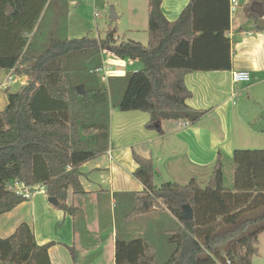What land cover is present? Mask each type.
<instances>
[{
  "label": "trees",
  "instance_id": "obj_1",
  "mask_svg": "<svg viewBox=\"0 0 264 264\" xmlns=\"http://www.w3.org/2000/svg\"><path fill=\"white\" fill-rule=\"evenodd\" d=\"M148 2L147 33L157 36L155 46L119 42L117 29H108L101 39H69L68 0H0V71L14 69L28 78L17 92L7 95L0 112V217L27 201L6 189L15 180L30 187L44 184L46 195L58 200L57 207L75 216L78 209L67 204L69 191L87 195L79 168L108 152L110 114L122 109L129 92L136 99L139 89L145 97L142 110L151 115L147 127L161 134L163 121L191 125L206 114L185 104L192 93L181 77L171 84L164 82L162 64L186 39V72L232 70V41L227 36L230 0H189L173 22L162 11L163 0ZM254 2L261 3L264 12V0H249L245 14L255 31L264 33L251 11ZM103 51L120 60L138 61L142 69L110 78L104 86L90 73L102 65ZM78 86L84 87L82 94ZM132 156L138 165L134 177L145 190L134 195L126 219L166 210L178 221L168 240L173 251L163 264H252L264 234V150H235L231 188L224 184L221 157L202 188L196 179L186 185L167 182L156 187L153 159L136 150ZM187 207L193 210V220L183 219ZM52 245L39 246L23 223L11 237H0V264H51ZM70 252L76 262V249ZM114 259L115 264H156V249L142 238H117Z\"/></svg>",
  "mask_w": 264,
  "mask_h": 264
},
{
  "label": "crops",
  "instance_id": "obj_2",
  "mask_svg": "<svg viewBox=\"0 0 264 264\" xmlns=\"http://www.w3.org/2000/svg\"><path fill=\"white\" fill-rule=\"evenodd\" d=\"M148 3V0H68L67 36L76 39L88 31L92 32L82 17V14L88 16V10L91 13L89 18L94 16L92 28L97 31L94 38H104L107 30L116 25L118 40L121 26L123 37L128 40L155 46L158 38L147 33ZM188 3L189 0H163L162 11L173 22ZM248 3L249 0L243 5L239 2V7L243 6L241 13L230 15L227 36L232 41V70L186 72L189 68L186 39L173 47L162 64L164 82L171 84L181 77L192 93L185 104L192 109L206 111L197 123L182 127L178 123L163 121L164 134L157 129H149L147 124L151 115L142 110L145 97L139 89H135L136 99L129 92L122 109H113L110 114L108 152L79 168L80 184L87 195L74 194L72 189L69 191L67 204L76 207L77 214L66 213L57 207L58 200L54 204L49 201L48 195L38 194L0 217V237H11L21 224L26 223L39 246L53 244L48 250L51 264H115L116 241L119 238L115 225L116 205L122 204L132 210L134 195L145 190L134 177L138 165L133 160V150L153 159L156 187L167 182L186 185L192 179H196L201 187L202 182L207 185L219 157L223 164L224 184L230 166L228 181L232 186L233 154L237 149H246L240 145H247V142L238 141L239 135L246 139L264 137V129L254 124L256 120L264 119V33L256 32L254 22L247 18L244 7ZM110 6L115 7L118 18L111 20L107 14L105 33L101 36L97 20ZM47 7L48 4L42 16ZM58 7L56 3V14ZM47 31L45 29L46 35ZM118 60L122 72L111 78L123 77L128 72L138 73L142 69L138 61ZM241 71L251 75L249 83L234 82L233 75ZM144 216L157 220L152 229H147V223L143 225ZM144 216L131 220L125 218L137 223L132 226L133 233L127 234V238H142L156 246V233L161 228L169 232L178 225V221L166 210L153 211ZM139 219H142L140 224L137 222ZM72 247L78 253L76 262L71 256Z\"/></svg>",
  "mask_w": 264,
  "mask_h": 264
},
{
  "label": "rangeland",
  "instance_id": "obj_3",
  "mask_svg": "<svg viewBox=\"0 0 264 264\" xmlns=\"http://www.w3.org/2000/svg\"><path fill=\"white\" fill-rule=\"evenodd\" d=\"M247 0H239V2L241 3V5L244 4V2H246ZM80 3V2H78ZM242 7H239L237 9V12L235 13V15H238V13H241L242 11ZM115 8V7H114ZM110 9H111V6L106 8L105 11H103L101 13V16L100 18H98L97 20V23L100 24V35L103 36L105 32H103L106 28L105 26V22L107 21L106 17H107V14L109 13L110 14ZM88 14V16H85L84 14H82V17L83 19L87 22V24L91 27V30L92 32H87L84 36H81V37H77L76 39H79V38H82V37H85V36H89L91 38H94L95 35L97 34V31L95 29L92 28V25H93V22H94V16L92 14L93 17L89 18L91 16V13L88 12V10L86 11ZM109 17V16H108ZM108 24L111 25V23L108 21ZM116 28V25L114 26L113 29ZM118 36H119V42H122V41H127L128 38H125L123 37V34L121 32V26H119V33H118ZM68 37V36H67ZM139 37H142V36H139ZM139 37H136V39H140ZM147 37H149L147 35ZM102 37H96L94 39H101ZM157 38V36H156ZM144 41L147 42V39L145 38H142ZM135 41V40H134ZM141 41V40H140ZM149 41V40H148ZM147 45V44H146ZM102 59H103V62H102V65L105 63L106 66H111L113 68V75H117L119 76L120 72H122L121 68H120V64L121 63H118L117 61H119L116 57H113L111 54L103 51L102 52ZM141 68H142V64L139 63ZM4 74L3 71H0V76H2ZM19 76V75H18ZM97 80H100L98 78V76H96ZM25 78H23V82H24ZM102 83V81H101ZM20 84H22L21 80L15 84V85H12L10 87H8L7 89L5 90H1L0 91V111H2L5 106L7 105V95L9 93H14V92H17L20 88ZM104 86H108L106 83H102ZM147 88H150V86L148 85ZM147 88H144L143 91L144 92H147ZM254 124L258 127V128H261V129H264V119H259V120H256V122H254ZM255 138V137H253ZM238 141L242 142V143H245L247 142V145H240V147H246V149L244 150H264V137H256L255 139H246L244 137H241V135H239V138H238ZM249 147V148H247ZM237 150H242V149H237ZM231 175V168L229 166V170H228V173L226 172V182H225V186L227 185V187H232L231 184L229 183L228 179H229V176ZM202 188H205L207 185L205 184V182H202ZM34 198V196L32 197ZM31 198V199H32ZM29 199V200H31ZM118 207V209H116V213H115V225H116V229L118 230V233H119V238L121 240H124V241H132V240H135V239H139V238H135V237H131V238H127L126 235L128 234H131L133 233V228L132 226L134 225H137L136 222L134 221H126L125 218L126 216L129 214V212L131 211V208H128V207H125L123 206L122 204L121 205H116ZM142 219H144L145 221H143V225L147 223V229L150 230L153 228L155 222L157 221L156 219L153 220V217H149V218H146L145 216L142 217ZM142 219H139L138 224H140L141 220ZM150 221V222H147ZM162 221V220H161ZM177 228V226H173V228H171V230L169 232H166L165 229L161 228L159 232H157V236H156V246H154L153 244V247L156 249V259H155V262L156 264H163L167 261V259L169 258L170 254L172 253L173 251V246L168 244V240L170 239L171 237V232L173 230H175ZM153 241V240H152ZM151 244V243H150ZM260 252H259V255L258 256H254L253 257V260H252V263L254 262V264H264V234H262V236L260 237ZM244 253H242L241 257L242 259H248V255L246 253V251H243Z\"/></svg>",
  "mask_w": 264,
  "mask_h": 264
},
{
  "label": "built area",
  "instance_id": "obj_4",
  "mask_svg": "<svg viewBox=\"0 0 264 264\" xmlns=\"http://www.w3.org/2000/svg\"><path fill=\"white\" fill-rule=\"evenodd\" d=\"M239 6V0H230V14H235ZM3 72L4 74L0 76V91L17 84L20 80L22 84H25L28 80L26 76H18L14 69ZM90 73L98 76L100 82L102 81V83H106L108 85L109 79L113 76V68L110 65L106 66L104 63L103 65L92 69ZM23 78H25L24 82ZM233 80L235 83H249L251 81V75L244 71L236 72L233 75ZM189 125L190 123L186 121L178 122V126L187 127ZM6 189L12 191L17 196L22 197L25 200H29L38 194H46V187L44 184L30 187L16 180L8 184Z\"/></svg>",
  "mask_w": 264,
  "mask_h": 264
},
{
  "label": "water",
  "instance_id": "obj_5",
  "mask_svg": "<svg viewBox=\"0 0 264 264\" xmlns=\"http://www.w3.org/2000/svg\"><path fill=\"white\" fill-rule=\"evenodd\" d=\"M251 11L259 17V23L261 24V26L264 29V12H263L262 4L259 2H254L251 6ZM109 17L111 20H115L118 18L114 8L110 9ZM76 89H77L79 94H82L84 91L83 86H78ZM49 201L55 204L57 202V199L56 198H50ZM183 219H185V220H193L194 219V213L190 207L186 208Z\"/></svg>",
  "mask_w": 264,
  "mask_h": 264
}]
</instances>
